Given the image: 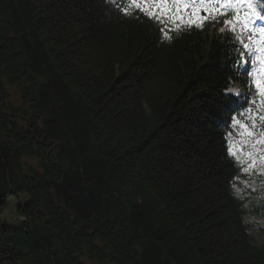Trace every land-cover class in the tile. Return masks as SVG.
<instances>
[{
    "label": "trees",
    "instance_id": "1",
    "mask_svg": "<svg viewBox=\"0 0 264 264\" xmlns=\"http://www.w3.org/2000/svg\"><path fill=\"white\" fill-rule=\"evenodd\" d=\"M128 6L0 0V214L28 197L0 264H264V179L229 155L258 101L237 42L223 21L166 39Z\"/></svg>",
    "mask_w": 264,
    "mask_h": 264
},
{
    "label": "snow or ice",
    "instance_id": "2",
    "mask_svg": "<svg viewBox=\"0 0 264 264\" xmlns=\"http://www.w3.org/2000/svg\"><path fill=\"white\" fill-rule=\"evenodd\" d=\"M128 5L121 9L125 15H131L130 8H134L158 23H173L176 31L185 26L202 27L210 19L215 20L231 11L233 18L226 19L223 23L230 31H235L236 24L241 26L242 32L247 30L249 43H244L241 37H237V39L240 46L247 51L248 57L255 58L253 67H255V61H259V72L264 77V25H257L258 21L264 22V14H262L264 13V0H128ZM241 9H243V15H241ZM185 16L188 17L186 24L183 23ZM161 31L166 39L171 38L168 32L173 31L172 28H161ZM220 31L223 32L224 29L222 28ZM253 35H257L259 39L253 42ZM253 44L258 45L255 51L251 47ZM239 55L243 58L245 53L241 52ZM255 84L257 93L262 97V100L259 105H256L255 101L252 102L256 106L255 112L252 108L246 110L248 112L247 120L250 123L242 124L238 120L235 121V124L242 130L238 135L248 138V142L254 141V143H249L252 150L244 154L245 158L251 161L248 167L242 168L244 173H249L251 169L256 168L257 160L264 165V155L257 156V153H264V114H262L264 113V81L256 79ZM237 143L244 145L246 141L240 140ZM242 153L243 148L236 149L234 144L230 145L229 155L234 156L241 164L244 163V160L241 159ZM259 172L264 175V168L259 169Z\"/></svg>",
    "mask_w": 264,
    "mask_h": 264
},
{
    "label": "rangeland",
    "instance_id": "3",
    "mask_svg": "<svg viewBox=\"0 0 264 264\" xmlns=\"http://www.w3.org/2000/svg\"><path fill=\"white\" fill-rule=\"evenodd\" d=\"M229 90H231V87L229 88ZM7 92H8V100L11 104L15 105V106H20L22 105V101L19 97V94L17 92V89L13 86H9L7 88ZM241 146H237L236 149H240ZM251 147L249 150H244L243 149V153L241 154V159L244 161H247V163H251L250 160L245 158V155L247 152L251 151ZM259 155H264V153H257V156ZM28 163H31L33 165H36V160L35 159H25ZM264 168V165H262L259 160H257V165L256 168H254V172H252L250 170L249 173H247L249 176H251L253 179L248 183L249 187L254 188L256 185L260 184V181L258 179H256V177L258 175H260L262 178L264 177V175L260 174L259 169ZM28 201V197L24 194H19V195H10L7 198V204L6 207L4 209V211L0 214V220L2 224H8V225H15V224H19L20 220L23 219L22 216H19L16 213V208L22 204V203H26ZM83 262L85 264H97L94 261L88 259L86 256H84L82 258ZM105 264H114L112 262H107Z\"/></svg>",
    "mask_w": 264,
    "mask_h": 264
}]
</instances>
